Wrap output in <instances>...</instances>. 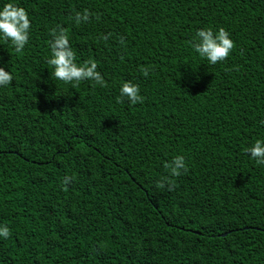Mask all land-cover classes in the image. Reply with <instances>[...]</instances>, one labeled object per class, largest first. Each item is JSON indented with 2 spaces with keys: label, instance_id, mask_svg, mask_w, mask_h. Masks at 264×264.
Instances as JSON below:
<instances>
[{
  "label": "trees",
  "instance_id": "16d2710c",
  "mask_svg": "<svg viewBox=\"0 0 264 264\" xmlns=\"http://www.w3.org/2000/svg\"><path fill=\"white\" fill-rule=\"evenodd\" d=\"M7 3L31 29L21 53L0 39L13 75L0 87V264H264V165L245 151L264 140V0ZM58 26L107 87L51 75ZM208 28L235 43L215 65L190 43ZM128 81L143 103L117 102ZM176 156L187 170L157 188Z\"/></svg>",
  "mask_w": 264,
  "mask_h": 264
},
{
  "label": "clouds",
  "instance_id": "9594fccd",
  "mask_svg": "<svg viewBox=\"0 0 264 264\" xmlns=\"http://www.w3.org/2000/svg\"><path fill=\"white\" fill-rule=\"evenodd\" d=\"M90 16L91 13L88 10L83 13L76 12L75 23L79 25L82 22H87ZM30 29L31 21L25 8L7 3L0 9V39L5 43L10 41L16 53H21L28 44ZM50 35L52 36L50 41L51 58L48 59L47 63L52 67L51 75L55 79L73 84V87L78 86L81 81H93L94 87L96 85L107 87V82L102 74L97 71L98 65L94 60H87L82 65L76 63V54L70 45L66 29L58 26L51 30ZM190 43L195 52L200 57L207 59L211 65L225 61L235 47L229 32L224 28H220L217 32L211 28L198 30ZM141 71L147 77L150 69L143 67ZM12 81V73L0 67V87L8 86ZM124 98H127L132 105L144 102V97L140 95L139 85L130 81L122 83L117 102L123 103ZM261 123L264 124V121ZM245 151L258 165H264V140H256ZM164 167L167 175L157 182L156 187L174 191L176 185L172 178L179 177L182 171L187 170L185 158L176 156ZM69 180L70 178L66 179L65 182L67 183ZM10 235L11 232L7 226H0V237L8 239Z\"/></svg>",
  "mask_w": 264,
  "mask_h": 264
}]
</instances>
